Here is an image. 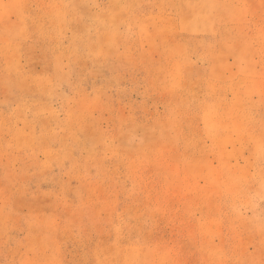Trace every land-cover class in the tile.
<instances>
[{"label":"rangeland","instance_id":"374dc122","mask_svg":"<svg viewBox=\"0 0 264 264\" xmlns=\"http://www.w3.org/2000/svg\"><path fill=\"white\" fill-rule=\"evenodd\" d=\"M0 264H264V0H0Z\"/></svg>","mask_w":264,"mask_h":264},{"label":"crops","instance_id":"0c3cea01","mask_svg":"<svg viewBox=\"0 0 264 264\" xmlns=\"http://www.w3.org/2000/svg\"><path fill=\"white\" fill-rule=\"evenodd\" d=\"M138 2H145V1H147V0H137ZM141 7H143V5L141 6ZM142 10V9H141Z\"/></svg>","mask_w":264,"mask_h":264}]
</instances>
